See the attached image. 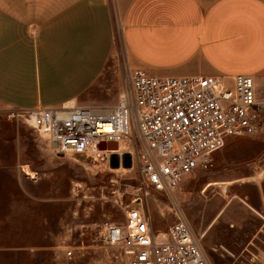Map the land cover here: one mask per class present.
<instances>
[{
  "label": "rangeland",
  "instance_id": "rangeland-1",
  "mask_svg": "<svg viewBox=\"0 0 264 264\" xmlns=\"http://www.w3.org/2000/svg\"><path fill=\"white\" fill-rule=\"evenodd\" d=\"M116 48L110 65L120 89L127 69L120 38ZM211 159L172 200L211 264H264V209L249 207H264V127L229 140ZM138 198L153 226L166 231L175 220L171 200L145 190L137 168L113 169L104 153L96 161L56 155L45 137L0 115L1 264H118L104 229L122 224Z\"/></svg>",
  "mask_w": 264,
  "mask_h": 264
},
{
  "label": "crops",
  "instance_id": "crops-1",
  "mask_svg": "<svg viewBox=\"0 0 264 264\" xmlns=\"http://www.w3.org/2000/svg\"><path fill=\"white\" fill-rule=\"evenodd\" d=\"M119 38L130 70L248 74L264 102V0H0V115L116 105Z\"/></svg>",
  "mask_w": 264,
  "mask_h": 264
},
{
  "label": "built area",
  "instance_id": "built-area-1",
  "mask_svg": "<svg viewBox=\"0 0 264 264\" xmlns=\"http://www.w3.org/2000/svg\"><path fill=\"white\" fill-rule=\"evenodd\" d=\"M121 81L114 106L11 111L7 117L45 137L56 155L96 161L104 153L109 163L113 154L119 160L128 154L145 190L171 200L175 220L166 231L153 226L140 198L122 224L105 226L104 244L118 264H211L172 199L189 175L211 167V156L229 140L263 130L264 102L257 99L255 79L157 78L127 68ZM103 144L117 150L100 151Z\"/></svg>",
  "mask_w": 264,
  "mask_h": 264
},
{
  "label": "water",
  "instance_id": "water-1",
  "mask_svg": "<svg viewBox=\"0 0 264 264\" xmlns=\"http://www.w3.org/2000/svg\"><path fill=\"white\" fill-rule=\"evenodd\" d=\"M103 145H99L98 146V149L100 151H103V150L115 151V150H117L115 145H111V146H110V144L109 145H104V146ZM109 163H110L111 168H113V169L119 168V166H120L121 163H122V166L124 168H131L130 157H129L128 154H124L121 157L120 160L118 159V156L117 155L113 154L109 158Z\"/></svg>",
  "mask_w": 264,
  "mask_h": 264
}]
</instances>
